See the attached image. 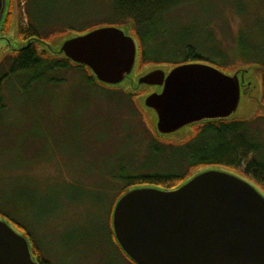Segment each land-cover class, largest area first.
Wrapping results in <instances>:
<instances>
[{"label": "rangeland", "instance_id": "374dc122", "mask_svg": "<svg viewBox=\"0 0 264 264\" xmlns=\"http://www.w3.org/2000/svg\"><path fill=\"white\" fill-rule=\"evenodd\" d=\"M190 1L171 11L167 19H178L186 26L206 24L220 55L203 51L204 56L220 64L225 59L222 53L226 54L231 70L244 66L240 63L244 59H264V0ZM112 9V0H23L13 13L9 32L0 33L9 40V44L0 40V77L8 70L5 57L13 56L12 48L27 41L18 35L20 21L32 24L35 17L45 26L42 34L58 33L50 41L57 43L65 35L83 33L77 30L106 25ZM71 27L75 30H68ZM243 44L248 48L242 52ZM36 46L44 52V46ZM157 50L158 56L171 55L160 46ZM246 51L248 56L242 58ZM150 67L138 66L137 73ZM61 75L66 80L59 85L42 82L26 88L19 76L4 82L0 216L22 224L52 264H131L111 236L112 207L122 189L120 168L143 163L159 142L170 146L187 141L197 125L160 137L152 113L142 106L143 95L151 89L135 92L132 100L125 95L126 90L131 92L128 86L123 91L87 84L85 74L73 69ZM247 78L260 83V93L253 94L255 99L242 97L236 115L243 119L264 114L256 101L263 93L260 74L250 72ZM251 131L263 146L264 118L256 119ZM138 167L139 163L133 166Z\"/></svg>", "mask_w": 264, "mask_h": 264}, {"label": "water", "instance_id": "95a60500", "mask_svg": "<svg viewBox=\"0 0 264 264\" xmlns=\"http://www.w3.org/2000/svg\"><path fill=\"white\" fill-rule=\"evenodd\" d=\"M8 1L0 0V27ZM131 28L101 25L57 43L33 37L19 48L40 44L85 66L104 86L151 89L142 106L160 137L238 118L242 97L260 93V83L247 78L254 65L231 72L190 61L137 73L139 45ZM256 101L264 110L262 97ZM111 222L119 247L137 264H264V194L228 170L206 168L175 189L134 187L119 196ZM0 264H40L29 237L1 216Z\"/></svg>", "mask_w": 264, "mask_h": 264}, {"label": "trees", "instance_id": "16d2710c", "mask_svg": "<svg viewBox=\"0 0 264 264\" xmlns=\"http://www.w3.org/2000/svg\"><path fill=\"white\" fill-rule=\"evenodd\" d=\"M22 1H8L7 12L0 27L1 34H7L11 29L13 13L16 8L19 9ZM190 2V0H112V18L107 24L130 25L132 27L131 32L139 43L138 66L140 67L145 65L174 66L190 61H203L214 64L221 69H234L232 64L228 65L225 61L226 54L224 53L221 57L225 59L220 64L215 63L211 60V57L204 56L201 53L206 51L208 54L214 52L220 55L217 44L215 45L214 35L206 24L204 27L186 26L178 19L175 22L167 19L171 11ZM44 27L35 17L32 24L25 25L20 21L18 35L22 40H29L33 37L48 42L56 40L58 33L42 34L41 29ZM68 30L75 29L71 27ZM77 32H84V30H77ZM208 43L215 46L208 48L206 46ZM36 44L33 43L21 49L13 56L5 57L4 60L8 64V70L0 77V116L6 108L4 82L12 77L19 76L24 79L22 85L26 88L43 83L59 85L66 80L61 73L73 69L85 74L87 84L104 88L109 87L100 84L85 66L76 65L70 60L48 51H40ZM158 46L166 50L167 53H171V55L169 54L167 57L155 54L154 52L158 51ZM143 47H145V50ZM240 48L243 52L248 47L243 44ZM248 53L249 51H246L240 56L245 58L244 56H248ZM259 58L244 59L240 63L244 66H256V71L259 72L262 79V100L264 103V59ZM16 84L14 85L16 86ZM115 88H120L117 90L126 89V87ZM125 95L129 99L135 98V93L128 90L125 91ZM256 117L251 119L234 118L199 124L195 126L198 128L197 132L183 143L168 146L159 142L153 156L145 158L143 163L138 161L131 166L120 168L118 183L122 184V189L119 195L139 186L175 189L192 177L193 172L211 167L225 168L238 173L241 177L256 185L264 194V145L262 146V144L255 141L253 136L257 135H254L251 131L252 124L255 123L256 119L264 118V114H259ZM138 163V169L133 168ZM9 222L19 232L30 237L24 231L25 228L22 224L15 221ZM111 229L112 239L119 247L113 232L112 222ZM30 241L38 262L40 264H52L42 256L40 248L31 239ZM126 257L128 258V256ZM128 259L131 264H137L130 258Z\"/></svg>", "mask_w": 264, "mask_h": 264}, {"label": "flooded vegetation", "instance_id": "af4514ba", "mask_svg": "<svg viewBox=\"0 0 264 264\" xmlns=\"http://www.w3.org/2000/svg\"><path fill=\"white\" fill-rule=\"evenodd\" d=\"M0 38L3 40V41H6L8 44H9V40L7 39V37H1L0 36ZM12 49H14V50H12L13 51V54H16L17 52H19L20 51V48L19 47H13Z\"/></svg>", "mask_w": 264, "mask_h": 264}]
</instances>
